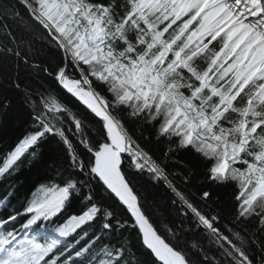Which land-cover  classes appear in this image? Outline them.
I'll return each instance as SVG.
<instances>
[{
    "label": "snow or ice",
    "instance_id": "6c2138e0",
    "mask_svg": "<svg viewBox=\"0 0 264 264\" xmlns=\"http://www.w3.org/2000/svg\"><path fill=\"white\" fill-rule=\"evenodd\" d=\"M9 116L0 264H264V0H0Z\"/></svg>",
    "mask_w": 264,
    "mask_h": 264
},
{
    "label": "trees",
    "instance_id": "16d2710c",
    "mask_svg": "<svg viewBox=\"0 0 264 264\" xmlns=\"http://www.w3.org/2000/svg\"><path fill=\"white\" fill-rule=\"evenodd\" d=\"M20 125L14 123L11 116L0 119V147H3L6 144H11L15 138L20 134ZM26 191V186L21 187L18 190V196H23ZM3 194L2 186H0V195ZM13 203H17L16 200Z\"/></svg>",
    "mask_w": 264,
    "mask_h": 264
}]
</instances>
